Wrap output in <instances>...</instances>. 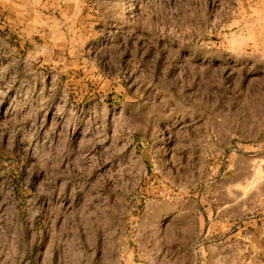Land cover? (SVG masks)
<instances>
[{
  "label": "rangeland",
  "instance_id": "rangeland-1",
  "mask_svg": "<svg viewBox=\"0 0 264 264\" xmlns=\"http://www.w3.org/2000/svg\"><path fill=\"white\" fill-rule=\"evenodd\" d=\"M264 0H0V264H264Z\"/></svg>",
  "mask_w": 264,
  "mask_h": 264
},
{
  "label": "crops",
  "instance_id": "crops-1",
  "mask_svg": "<svg viewBox=\"0 0 264 264\" xmlns=\"http://www.w3.org/2000/svg\"><path fill=\"white\" fill-rule=\"evenodd\" d=\"M260 49L264 53V25H263V35H262V42L260 45Z\"/></svg>",
  "mask_w": 264,
  "mask_h": 264
}]
</instances>
